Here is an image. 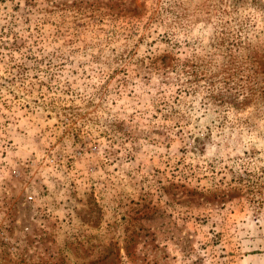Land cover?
I'll list each match as a JSON object with an SVG mask.
<instances>
[{
  "label": "rangeland",
  "instance_id": "rangeland-1",
  "mask_svg": "<svg viewBox=\"0 0 264 264\" xmlns=\"http://www.w3.org/2000/svg\"><path fill=\"white\" fill-rule=\"evenodd\" d=\"M0 264H264V0H0Z\"/></svg>",
  "mask_w": 264,
  "mask_h": 264
},
{
  "label": "built area",
  "instance_id": "built-area-1",
  "mask_svg": "<svg viewBox=\"0 0 264 264\" xmlns=\"http://www.w3.org/2000/svg\"><path fill=\"white\" fill-rule=\"evenodd\" d=\"M28 199H31V197H28Z\"/></svg>",
  "mask_w": 264,
  "mask_h": 264
}]
</instances>
